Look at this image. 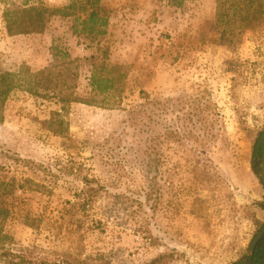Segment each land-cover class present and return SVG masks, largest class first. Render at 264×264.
<instances>
[{
	"label": "rangeland",
	"instance_id": "obj_1",
	"mask_svg": "<svg viewBox=\"0 0 264 264\" xmlns=\"http://www.w3.org/2000/svg\"><path fill=\"white\" fill-rule=\"evenodd\" d=\"M71 1L0 0V73L21 81L0 121L7 251L49 264L163 253L161 264H231L264 221L250 162L264 132V0L251 22L247 0H101L105 34L83 31L78 9L44 32L8 33V11ZM65 53L78 78L68 93L94 102L64 108L58 92L29 90L31 72ZM104 63L123 75L106 98L89 80Z\"/></svg>",
	"mask_w": 264,
	"mask_h": 264
},
{
	"label": "trees",
	"instance_id": "obj_2",
	"mask_svg": "<svg viewBox=\"0 0 264 264\" xmlns=\"http://www.w3.org/2000/svg\"><path fill=\"white\" fill-rule=\"evenodd\" d=\"M27 1V0H26ZM249 13L248 21L256 20L255 11L252 12V5L255 3H261L262 0H247ZM101 0H72L70 4L64 8H51L46 5L23 7L15 10H10L6 13L7 29L10 35H17L23 33H41L44 32L50 20L55 16H70L75 14V11L81 10L86 13V16L82 19V30H89L90 32H97L98 34H105L104 29L109 21L107 16L102 15L103 8L101 6ZM64 59L59 64H52L39 71L31 72L29 79L26 84L29 86V90L32 93H37L38 90L42 89L47 92L57 93L62 97L63 107L68 108V105L73 101L84 100L74 96V94L68 93L70 89L77 87V76L76 72L72 69V62L69 53L64 54ZM120 66L102 64L100 67H95L89 77L90 84L92 87V93L95 96H104L105 98L110 96L112 91H119L118 84L122 80ZM60 70V71H59ZM21 81L18 80L17 73L13 72H2L0 73V121L4 119L1 112L5 106L6 100L10 96L11 92L17 88ZM94 102V101H84ZM102 106H110L107 103L100 102ZM53 119L50 120V128L55 133L62 134V128L53 127ZM264 144L262 143V133H260L252 147L251 153V168L255 174L260 178L262 171L261 164L263 158ZM262 182V180H261ZM10 183L0 182V195H7L11 192ZM264 208V204L261 203ZM10 213V209L6 207L0 209V260L12 264H49L42 260V263L34 262L25 255H16L7 251L5 247L8 243L10 235L3 232L2 220L7 218ZM3 214V215H2ZM259 231L264 228V221L259 223ZM11 257V258H10ZM168 257V254L163 253L155 258L150 264H161ZM71 264H111V262L105 259L103 256L94 257L89 256L85 259H75ZM231 264H264V237L259 241L253 253L244 252L237 260Z\"/></svg>",
	"mask_w": 264,
	"mask_h": 264
},
{
	"label": "water",
	"instance_id": "obj_3",
	"mask_svg": "<svg viewBox=\"0 0 264 264\" xmlns=\"http://www.w3.org/2000/svg\"><path fill=\"white\" fill-rule=\"evenodd\" d=\"M262 143L264 144V132L262 134ZM262 171L260 173V178L262 180L263 186H264V151H263V158H262V164H261ZM264 237V228L258 232V234L254 237L248 253H253L254 249L256 248L259 241Z\"/></svg>",
	"mask_w": 264,
	"mask_h": 264
}]
</instances>
